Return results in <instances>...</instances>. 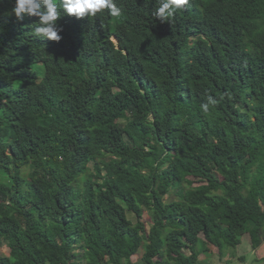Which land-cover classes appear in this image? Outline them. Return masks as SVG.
I'll list each match as a JSON object with an SVG mask.
<instances>
[{"label": "trees", "instance_id": "trees-1", "mask_svg": "<svg viewBox=\"0 0 264 264\" xmlns=\"http://www.w3.org/2000/svg\"><path fill=\"white\" fill-rule=\"evenodd\" d=\"M13 3L0 0V264H203L200 234L221 254L264 239V0H189L167 23L159 0H116L119 17L59 20L58 43Z\"/></svg>", "mask_w": 264, "mask_h": 264}, {"label": "clouds", "instance_id": "clouds-1", "mask_svg": "<svg viewBox=\"0 0 264 264\" xmlns=\"http://www.w3.org/2000/svg\"><path fill=\"white\" fill-rule=\"evenodd\" d=\"M189 0H159V6L153 15L161 23H167L174 12L182 9ZM12 13L17 21L25 17L38 18L35 34L44 40L60 42L63 28L58 21L64 17L83 20L86 17H95L98 13L107 10L112 17L122 15V10L117 6L116 0H14ZM62 10V11H61ZM216 100L208 96L207 102L201 104V110L208 112L209 105H214Z\"/></svg>", "mask_w": 264, "mask_h": 264}, {"label": "rangeland", "instance_id": "rangeland-1", "mask_svg": "<svg viewBox=\"0 0 264 264\" xmlns=\"http://www.w3.org/2000/svg\"><path fill=\"white\" fill-rule=\"evenodd\" d=\"M116 41V39H115ZM183 63V62H182ZM34 68L38 71L39 74L43 72V68L37 64L33 65ZM177 198L174 190L169 191L165 195V200H171ZM260 215V214H257ZM128 217L135 221L136 217L132 213H128ZM252 217L256 218L258 221V218L256 217V214H252ZM142 221L145 222L146 227L148 228L151 224V219L146 210H143V215L141 217ZM259 222V221H258ZM1 251L3 254H8L9 249L5 246V244H2ZM73 251H76L77 253H82V250L76 249L75 246L72 248ZM196 249H197V258H199L203 264H264V260L260 262H255L256 254L252 251V248L250 246V242L248 239V234H244L241 237V242L237 246H225L222 254L218 252L217 248H215L212 244L206 242L203 238V235L200 234L199 238L196 242ZM185 253L189 254V251L186 248H184ZM261 253V250L260 252ZM244 257V261L239 259V256ZM226 256L228 261H225L223 258ZM133 261L138 260V255L132 256ZM76 263L78 264H85V260L83 258L76 259Z\"/></svg>", "mask_w": 264, "mask_h": 264}, {"label": "crops", "instance_id": "crops-1", "mask_svg": "<svg viewBox=\"0 0 264 264\" xmlns=\"http://www.w3.org/2000/svg\"><path fill=\"white\" fill-rule=\"evenodd\" d=\"M248 239L250 242V246L252 248V251L256 254V258H255V262H260L264 260V239L256 246V247H252L251 245V240L248 234ZM261 250V253H259ZM225 259V261H228V259L226 258V256L223 257ZM239 259L244 261V257L241 255L239 256Z\"/></svg>", "mask_w": 264, "mask_h": 264}]
</instances>
